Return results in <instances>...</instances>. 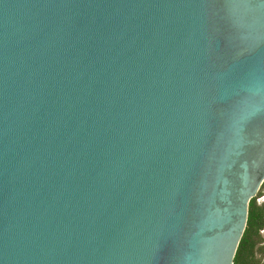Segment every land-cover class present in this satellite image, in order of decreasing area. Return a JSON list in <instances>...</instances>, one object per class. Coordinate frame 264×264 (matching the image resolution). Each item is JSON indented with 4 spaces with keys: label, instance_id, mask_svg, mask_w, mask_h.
I'll use <instances>...</instances> for the list:
<instances>
[{
    "label": "water",
    "instance_id": "1",
    "mask_svg": "<svg viewBox=\"0 0 264 264\" xmlns=\"http://www.w3.org/2000/svg\"><path fill=\"white\" fill-rule=\"evenodd\" d=\"M264 185V0H0V264H235Z\"/></svg>",
    "mask_w": 264,
    "mask_h": 264
},
{
    "label": "trees",
    "instance_id": "2",
    "mask_svg": "<svg viewBox=\"0 0 264 264\" xmlns=\"http://www.w3.org/2000/svg\"><path fill=\"white\" fill-rule=\"evenodd\" d=\"M263 228H264V206L263 207L257 206L256 198H255L250 204L248 227H247V230H246L245 235L243 237V240L241 242L239 251L237 253L235 264H237L238 261L240 264V260L243 261L246 258L245 254L247 255V252L245 250L248 251L247 243L249 244L251 237L252 238L258 237V233ZM252 241L253 242L250 246L252 256H251L250 261L247 264H259V262H257L255 259H253V254H252V250L254 249L255 245L257 244V240L255 239V241L254 240H252ZM243 248H244L245 253L243 255H240V253H242L241 250H243ZM243 263H244V261H243Z\"/></svg>",
    "mask_w": 264,
    "mask_h": 264
},
{
    "label": "rangeland",
    "instance_id": "3",
    "mask_svg": "<svg viewBox=\"0 0 264 264\" xmlns=\"http://www.w3.org/2000/svg\"><path fill=\"white\" fill-rule=\"evenodd\" d=\"M256 203H257V206H259V207L264 206V185L262 186V189H261L260 193L258 194V197L256 198ZM251 238H250L249 244L247 243L248 251L245 250L247 252V255L245 254L246 258L243 260L244 263L242 260H240V264H247L250 261V259H251L250 246L253 242L252 240L255 241V239L257 240V244L255 245L254 249L252 250L253 259H255L257 262H259V264H264V228L260 230V232L258 233V237H256V238L253 237L252 239ZM241 251H242V253H240V255H243L245 253L244 248ZM237 264H239V261Z\"/></svg>",
    "mask_w": 264,
    "mask_h": 264
},
{
    "label": "flooded vegetation",
    "instance_id": "4",
    "mask_svg": "<svg viewBox=\"0 0 264 264\" xmlns=\"http://www.w3.org/2000/svg\"><path fill=\"white\" fill-rule=\"evenodd\" d=\"M250 256H252V255H251V252H250Z\"/></svg>",
    "mask_w": 264,
    "mask_h": 264
}]
</instances>
